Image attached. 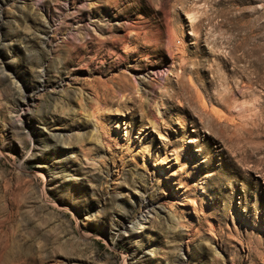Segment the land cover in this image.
Segmentation results:
<instances>
[{"label": "rangeland", "instance_id": "obj_1", "mask_svg": "<svg viewBox=\"0 0 264 264\" xmlns=\"http://www.w3.org/2000/svg\"><path fill=\"white\" fill-rule=\"evenodd\" d=\"M0 264H264V0H0Z\"/></svg>", "mask_w": 264, "mask_h": 264}, {"label": "bare ground", "instance_id": "obj_2", "mask_svg": "<svg viewBox=\"0 0 264 264\" xmlns=\"http://www.w3.org/2000/svg\"><path fill=\"white\" fill-rule=\"evenodd\" d=\"M160 73H162L161 70L153 69L152 71H150V74H151V76H153V77L159 75Z\"/></svg>", "mask_w": 264, "mask_h": 264}]
</instances>
